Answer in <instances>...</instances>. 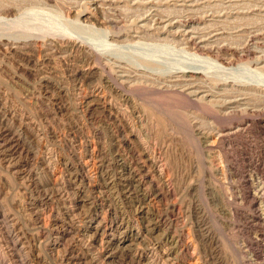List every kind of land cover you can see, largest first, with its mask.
<instances>
[{
  "label": "rangeland",
  "instance_id": "rangeland-1",
  "mask_svg": "<svg viewBox=\"0 0 264 264\" xmlns=\"http://www.w3.org/2000/svg\"><path fill=\"white\" fill-rule=\"evenodd\" d=\"M0 44V264H264V0H0Z\"/></svg>",
  "mask_w": 264,
  "mask_h": 264
},
{
  "label": "bare ground",
  "instance_id": "bare-ground-1",
  "mask_svg": "<svg viewBox=\"0 0 264 264\" xmlns=\"http://www.w3.org/2000/svg\"><path fill=\"white\" fill-rule=\"evenodd\" d=\"M68 15H70V14H68ZM86 19H91L90 17H88L87 16V18ZM97 21H98V23L99 24H101V25H110V24H112V21H110V20H100V19H97ZM166 23H168V22H166ZM174 23H175V21H174ZM169 24H172V23H170L169 22ZM116 25V24H115ZM101 27V26H100ZM143 27V26H142ZM166 27H167V25H166ZM164 28H165V26H164ZM20 34V33H19ZM29 35H31V34H29ZM19 36V35H18ZM17 36V37H18ZM28 36V35H27ZM62 36V35H61ZM65 36V35H64ZM67 36V35H66ZM16 37V38H17ZM35 37V39H36V37L37 36H34ZM33 37V38H34ZM44 37V36H43ZM56 37V36H55ZM69 37V36H68ZM2 39H3V37H1ZM24 38H27V37H24ZM46 38V37H45ZM51 38V37H50ZM67 38V37H66ZM17 39H19V37L17 38ZM37 39H38V37H37ZM48 39V38H47ZM61 39V38H60ZM65 39V38H64ZM192 39H193V37H192ZM10 40V39H9ZM12 40V39H11ZM23 40V39H22ZM29 40V39H28ZM33 40V39H32ZM41 40V39H40ZM195 40V39H194ZM4 41V40H3ZM7 41V40H6ZM26 41V40H25ZM45 41H46V39H45ZM65 41V43H68V45H70V46H73V47H75V48H77V50H83V47L81 46V45H79L76 41L74 42L72 39H69V40H64ZM64 41H63V43H64ZM8 42V41H7ZM53 42V41H52ZM55 42V41H54ZM54 42H53V44H54ZM191 42V41H190ZM193 42V41H192ZM191 42V43H192ZM2 43V42H1ZM5 43V42H4ZM9 43V42H8ZM32 42H29V41H27V42H24L23 43V45H27V44H29L27 47H33V46H35V47H37L36 45H37V42L33 45V43L31 44ZM42 43H44V42H42ZM56 43V42H55ZM63 43H61V45L63 44ZM200 43H203L202 41L200 42ZM13 44V43H12ZM16 44H20V42L18 43V42H15L14 43V46H12L11 45V47L9 48L11 51H16L17 49H19V47L18 46H16ZM58 44V43H57ZM1 45V44H0ZM4 45V48H6L5 47V44H3ZM42 45H44V44H42ZM64 45V44H63ZM2 46V45H1ZM88 46V45H87ZM201 46V45H200ZM27 47H25V48H27ZM47 47V46H46ZM59 47H60V45H59ZM63 46H61L60 48H62ZM3 48V47H2ZM3 48V49H4ZM21 48H22V46H21ZM23 48H24V46H23ZM39 48V47H38ZM43 48V47H42ZM41 48V49H42ZM45 48V47H44ZM50 48H52V47H50ZM54 48H55V46H54ZM54 48H52L53 50H54ZM72 48V47H71ZM85 48V47H84ZM51 49V50H52ZM57 49V48H56ZM74 49V48H73ZM202 49V48H201ZM27 50V49H26ZM36 50V48H33V51H35ZM70 50V49H69ZM92 50V49H91ZM4 51H6V49L4 50ZM38 51V50H37ZM41 51V50H40ZM44 51V50H43ZM47 51V50H46ZM59 51H60V49H59ZM84 51H85V49H84ZM206 51H208V50H206ZM235 51V50H234ZM28 52H29V50H28ZM64 52V51H63ZM72 52V51H71ZM90 52V51H89ZM21 53H23V52H21ZM31 53V52H30ZM33 53V52H32ZM55 53V52H54ZM73 53V52H72ZM82 53V52H81ZM86 54H88L87 52H85ZM204 53V52H203ZM211 53V52H210ZM14 54V53H13ZM19 54V53H18ZM27 54V53H26ZM35 54V53H34ZM76 54H78L77 52H76ZM86 54H85V56H86ZM95 54V53H94ZM94 54L92 55V53H91V55L95 58V56H94ZM249 54V53H248ZM29 56H30V54H28ZM57 55V54H56ZM67 55V54H66ZM68 55H69V53H68ZM72 55V54H71ZM74 55H75V52H74ZM79 55V54H78ZM91 55H88V56H90L91 57ZM99 55V54H98ZM244 55V54H243ZM11 56V55H10ZM13 56H16V55H13ZM21 56H23V55H21ZM31 56H34V55H31ZM48 56V55H47ZM97 56V55H96ZM233 56V55H232ZM238 56V55H237ZM24 57V56H23ZM68 57H70V56H68ZM82 57V56H81ZM87 57V56H86ZM98 57V56H97ZM243 57V56H242ZM36 58H38V57H36ZM93 58V59H94ZM118 58V57H117ZM24 60H25V58H23ZM30 60L32 59V57H30L29 58ZM40 59V58H39ZM29 60V61H30ZM33 60H34V58H33ZM41 60V59H40ZM45 60V59H44ZM50 60V59H49ZM82 60V59H81ZM90 60V59H89ZM98 60V59H97ZM35 61V60H34ZM33 61V62H34ZM215 61V60H214ZM41 62V61H40ZM37 63V62H36ZM86 63V62H85ZM151 63V62H150ZM234 63V62H233ZM30 64V63H29ZM33 64V63H32ZM48 64V63H47ZM50 64V63H49ZM91 64V63H90ZM232 64V63H231ZM27 65V64H26ZM35 65V64H34ZM37 65V64H36ZM105 65V64H104ZM27 66H29V65H27ZM67 66V65H66ZM87 66V65H86ZM85 66V67H86ZM90 66V65H89ZM84 67V66H83ZM136 67V66H135ZM153 67V66H152ZM67 70V69H66ZM94 70H95V68L94 67H87V74H93L94 73ZM164 70V69H163ZM81 71V70H80ZM76 72H78V71H76ZM75 72V73H76ZM31 73V72H30ZM74 73V74H75ZM167 73V72H166ZM18 74V73H17ZM94 75V74H93ZM193 75H190V77H192ZM194 77V76H193ZM179 77H177V81H175V83H177V85H174V88H172L173 90L175 89V87H178V85H181V83L183 82H181V81H178L179 79H178ZM181 78H183V77H181ZM180 78V79H181ZM140 79H142V78H140ZM186 79H188V78H186ZM200 80V79H199ZM80 81V80H79ZM140 81V80H139ZM108 82V81H107ZM152 82V81H151ZM154 84H155V82H153ZM157 83V82H156ZM185 83H186V81H185ZM188 83H191V81H189ZM48 85V84H47ZM153 85V84H152ZM161 85V84H160ZM192 85L194 86V84L192 83ZM107 86V85H106ZM109 86V85H108ZM120 86H122V85H120ZM157 86V85H156ZM155 86V87H156ZM159 86V85H158ZM163 86V85H162ZM52 87V86H51ZM161 87V86H160ZM191 84L190 85H188V86H186L185 87V90H191V92H189L190 93V95L192 96V100H194V101H196V102H203V101H205L207 98V95L204 93L203 95H202V93L201 92H199V91H192V89H191ZM109 88V87H108ZM114 88V87H113ZM143 88V87H142ZM205 88V87H204ZM52 89H54L55 90V86H53L52 87ZM158 89V88H157ZM183 89V88H182ZM194 89V88H193ZM199 89V88H198ZM102 89H97L96 90V93H95V97H97V98H103V90L101 91ZM131 90V89H130ZM154 90H156V88L154 89ZM162 90V89H161ZM165 90V89H164ZM169 91L171 90V89H168ZM178 90V89H177ZM177 90H176V92H177ZM197 90V89H196ZM95 91V90H94ZM121 91V90H120ZM180 91V90H179ZM201 91V90H200ZM250 91V90H249ZM122 92V91H121ZM152 92H153V90H152ZM165 92V91H164ZM167 92V91H166ZM181 92V91H180ZM253 92V91H252ZM118 93V92H117ZM124 93V92H123ZM154 93V92H153ZM159 93V92H158ZM162 93V92H161ZM214 93V92H213ZM249 93V92H248ZM251 93V92H250ZM122 94V93H121ZM120 94V95H121ZM157 94V93H156ZM187 94H188V92H187ZM247 94V93H246ZM158 95V94H157ZM163 95H164V93H163ZM235 95V94H234ZM244 95V94H243ZM248 95V94H247ZM190 96V97H191ZM245 96V95H244ZM93 97V96H92ZM169 97V96H168ZM233 97V96H232ZM187 98V97H186ZM219 98V97H218ZM224 99V98H223ZM230 99V98H229ZM125 100V99H124ZM190 100V99H189ZM250 100V99H249ZM264 101V100H263ZM209 102H211L210 100H209ZM264 103V102H263ZM200 104V103H199ZM204 105V104H203ZM229 106H232V105H234V102H231V103H229L228 104ZM207 106V105H206ZM203 107V106H202ZM205 107V106H204ZM221 107V106H220ZM248 107H249V105H248ZM253 107H255V106H253ZM211 108V107H210ZM259 108V107H258ZM226 109V108H225ZM231 109V108H230ZM256 109V108H255ZM212 110V109H211ZM234 110H236V109H234ZM254 110V109H253ZM223 111V110H222ZM213 112V111H212ZM247 112V111H246ZM245 114V113H244ZM225 117V116H224ZM246 123H250V125L252 124H256L257 123V121H255V120H248V121H246ZM246 125H248V124H246ZM251 125V126H252ZM249 126V125H248ZM248 126H247V128H248ZM228 130V129H227ZM230 131V130H229ZM243 131V130H242ZM221 133H224V130L221 132ZM228 133V132H227ZM210 136V135H209ZM204 137H205V135H204ZM219 138V137H218ZM12 142V141H11ZM15 142H16V140H15ZM158 196V195H157ZM43 212V211H42ZM42 221V220H41ZM80 224V223H79ZM121 224V223H120ZM104 233V232H103ZM182 239V238H181ZM187 241V240H186ZM178 242V241H177ZM182 244V243H181ZM182 248H184L185 249V251H188L189 249H190V244L188 245V244H185ZM72 261V263L73 264H86V263H84L83 262V259L82 258H79L78 257V259H76V261H74V260H71ZM70 261V262H71Z\"/></svg>",
  "mask_w": 264,
  "mask_h": 264
}]
</instances>
